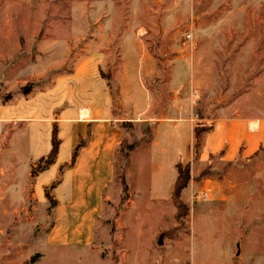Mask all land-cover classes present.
<instances>
[{
  "label": "rangeland",
  "instance_id": "1",
  "mask_svg": "<svg viewBox=\"0 0 264 264\" xmlns=\"http://www.w3.org/2000/svg\"><path fill=\"white\" fill-rule=\"evenodd\" d=\"M138 89L150 121L121 123L130 136L94 242L47 248L54 205L26 175L31 141L42 149L67 109L142 120L130 110ZM175 110L193 124L264 118V0H0V264H264V148L193 160L178 223L169 197L145 193L164 161L144 148L151 122ZM126 146L140 148L131 166Z\"/></svg>",
  "mask_w": 264,
  "mask_h": 264
},
{
  "label": "crops",
  "instance_id": "2",
  "mask_svg": "<svg viewBox=\"0 0 264 264\" xmlns=\"http://www.w3.org/2000/svg\"><path fill=\"white\" fill-rule=\"evenodd\" d=\"M138 90L139 92L133 94L135 105L130 107V110L134 117H144L142 120H130L126 114H124L125 118L107 116L108 113L100 116L101 109L93 106L78 112L67 109L60 114L57 124L60 146L56 160L48 169L33 178L34 195L39 200L45 198V190L60 179L49 193L55 204L52 209L54 224L45 236L47 248L81 250L88 249L94 242L97 217L104 209V196L109 197L108 190L114 185L116 178V155L122 141L130 136L121 127V123L150 121L145 115L152 110L151 95ZM147 96L150 102L145 107L140 100ZM121 107L123 112L128 113L129 108L126 109L123 103ZM82 112H86V115L81 116ZM151 124L154 127L153 136L144 148L149 150L150 155L155 153L164 161L158 163L155 168L157 174L152 176V182L151 180L148 182L145 193L155 198L160 195L167 196L173 205L172 191L177 177L176 164L190 163L191 169L193 163L194 124L185 114L179 116L177 110L172 111L166 118L152 121ZM160 128H168L170 132L167 130L168 132L164 131L161 134ZM50 135L49 141L42 149L35 148L31 141L32 157L26 156L24 161L27 176L29 173L30 177L31 168L35 166L36 161L49 153ZM161 136L164 142L159 140ZM80 140H84L85 144L78 151L73 165L68 167L73 150ZM262 147H264V118L217 119L213 123V130L202 137V146L196 163L204 164L212 158H218L225 163H232L238 159L248 160ZM138 150L140 148H136L130 155V166ZM7 164L10 165L11 173L17 169V163ZM193 184L192 172L188 186L181 192V199L185 205H188L187 200L194 190ZM157 188L162 190L159 191ZM69 219L76 220L75 224L70 225Z\"/></svg>",
  "mask_w": 264,
  "mask_h": 264
},
{
  "label": "trees",
  "instance_id": "3",
  "mask_svg": "<svg viewBox=\"0 0 264 264\" xmlns=\"http://www.w3.org/2000/svg\"><path fill=\"white\" fill-rule=\"evenodd\" d=\"M108 87H110L109 84H108ZM25 93H27V92H25ZM123 123H126V122H123ZM124 125H121V127L125 128ZM212 130H213V124H210V125H205L204 123H195L194 124V128H193L194 142L192 145V160L198 159V156H199V153L201 150V146H202L203 135L211 132ZM149 141H150V139H149ZM84 144H85L84 140H80L78 142V144L76 145V147L73 150L71 161H70V164L68 165V167H71L73 165L75 158L78 154V151L84 146ZM122 144L123 143H121V145H120V150H122ZM50 146H51V148H50L49 153L45 157L40 158L37 161L38 164H35V166L31 168L30 178L33 179L39 173L48 169L49 166H51L56 160V157L58 155V149L60 146V139L58 138L57 122H54L52 125V130H51V135H50ZM263 148L264 147L260 148L255 153V155ZM126 149H127V153L123 154L124 159H127L129 156L128 155L129 152L133 151V146H126ZM254 156H252V157H254ZM252 157H250L249 159H251ZM176 171H177V177H176V181H175L173 191H172V202L176 208L175 221L178 223L179 216L182 214L183 210H185V212H186V209H187V205H185L181 200V192L188 186V183L190 182V163L183 164L181 162H178L176 164ZM59 182H60V179L56 180L45 190V198L50 202L51 205H54L55 202L50 197L47 190H52ZM121 185H122V192L125 194L127 191V185L124 181V176H123V178H121ZM32 260H33V258L31 259V261Z\"/></svg>",
  "mask_w": 264,
  "mask_h": 264
},
{
  "label": "built area",
  "instance_id": "4",
  "mask_svg": "<svg viewBox=\"0 0 264 264\" xmlns=\"http://www.w3.org/2000/svg\"><path fill=\"white\" fill-rule=\"evenodd\" d=\"M185 38L190 40V39H191V35L186 34V35H185ZM207 194H208L207 191H204V192H203V196H207Z\"/></svg>",
  "mask_w": 264,
  "mask_h": 264
},
{
  "label": "bare ground",
  "instance_id": "5",
  "mask_svg": "<svg viewBox=\"0 0 264 264\" xmlns=\"http://www.w3.org/2000/svg\"><path fill=\"white\" fill-rule=\"evenodd\" d=\"M83 115H86V112H82V113H81V116H83Z\"/></svg>",
  "mask_w": 264,
  "mask_h": 264
}]
</instances>
